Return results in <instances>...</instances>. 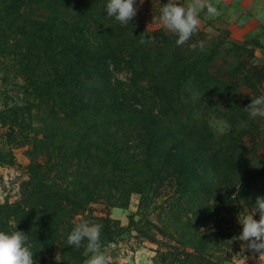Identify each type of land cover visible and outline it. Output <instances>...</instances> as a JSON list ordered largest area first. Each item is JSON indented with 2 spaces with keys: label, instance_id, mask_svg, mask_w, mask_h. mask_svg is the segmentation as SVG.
Instances as JSON below:
<instances>
[{
  "label": "rangeland",
  "instance_id": "rangeland-1",
  "mask_svg": "<svg viewBox=\"0 0 264 264\" xmlns=\"http://www.w3.org/2000/svg\"><path fill=\"white\" fill-rule=\"evenodd\" d=\"M104 2L78 27L79 69L67 30L0 7V231L29 234L38 264H85L66 243L82 220L114 264H264L233 239L264 197V118L244 110L264 95V0H219L182 46L168 0H137L127 25Z\"/></svg>",
  "mask_w": 264,
  "mask_h": 264
},
{
  "label": "clouds",
  "instance_id": "clouds-1",
  "mask_svg": "<svg viewBox=\"0 0 264 264\" xmlns=\"http://www.w3.org/2000/svg\"><path fill=\"white\" fill-rule=\"evenodd\" d=\"M140 3L142 4L143 0H140ZM106 11L109 17L127 25L136 17L139 7L137 0H108ZM201 13L211 19L221 16L223 13L219 7V0H189L186 7L181 2L178 3V0H168L164 4L159 20L166 31L177 35L176 44L182 46L198 32ZM257 18L264 23V8L257 9ZM154 42L155 36L142 37L139 41L141 45ZM191 47L193 50L198 47L203 51L205 44L200 41ZM244 110L252 119L264 118V95L251 99V103ZM255 205L254 215L238 216L242 232L233 239L242 242V250L251 251L254 257L264 258V197L258 196ZM257 213L258 220L254 218ZM102 230V224L82 220L68 234L66 243L76 249L84 247L88 257L85 264H114L102 241ZM35 253L32 251L29 234L17 228L12 232L0 231V264H38Z\"/></svg>",
  "mask_w": 264,
  "mask_h": 264
},
{
  "label": "trees",
  "instance_id": "trees-1",
  "mask_svg": "<svg viewBox=\"0 0 264 264\" xmlns=\"http://www.w3.org/2000/svg\"><path fill=\"white\" fill-rule=\"evenodd\" d=\"M80 0H1V6L3 9V12L7 14V17H5V20L10 24V26L14 25V23L17 22L20 17L22 18L24 15L20 12L21 10H25L27 8H35V11H41L43 13V16L40 17V21L37 20H30L31 23H35L39 25V27L43 28L45 27L47 29V32L50 33L51 29H57L58 36L62 31H68L69 36L66 41H68L72 48H69L71 50H68L69 52L73 51V55L75 58V69H79L82 67V58L84 57V52L82 49L81 42H85L83 38L82 31L79 30L78 27L84 24L85 21L97 19L95 17L92 18V16L97 15L99 19H101L100 15L102 14V9L100 5L98 6V12L97 10L91 11L93 7L92 5H95L99 3L100 0H90L89 6L86 5L85 7L82 6L79 2ZM108 2V0H105V5ZM89 3V0H87V4ZM97 12V13H96ZM95 13V14H94ZM96 75V72H95ZM62 81V78L59 77V83ZM63 88V85L59 87V89ZM77 104H75L73 107L81 110L84 106H80V101L77 100ZM123 104V103H122ZM80 106V107H79ZM122 108L121 104H115L112 103V107ZM79 107V108H78ZM96 107V106H94ZM94 107H91L94 108ZM149 118L150 117H146Z\"/></svg>",
  "mask_w": 264,
  "mask_h": 264
}]
</instances>
